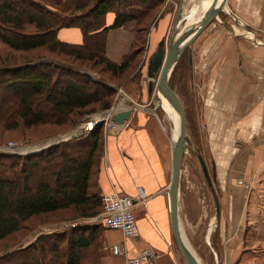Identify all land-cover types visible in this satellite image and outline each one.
<instances>
[{"label":"crops","instance_id":"crops-1","mask_svg":"<svg viewBox=\"0 0 264 264\" xmlns=\"http://www.w3.org/2000/svg\"><path fill=\"white\" fill-rule=\"evenodd\" d=\"M224 12L226 20L216 17V81L222 89L216 99L222 93L241 102L238 98L245 88L252 106L246 115H230L227 124L222 115L213 120L212 210L210 214L208 207L207 212L200 211L193 199L179 193V224L184 239H195L196 231L188 225L201 218L208 220L204 241L209 250L196 254L201 264H264V0H228ZM113 18L114 14L107 12L104 26H109ZM133 24L107 31L108 60L119 63L128 52L134 39ZM161 24L149 31V47L163 30L165 20ZM56 39L80 45L82 33L77 27L60 28ZM89 132L83 131L80 137ZM171 150V138L152 115L133 113L118 133L104 135L96 183L100 195L116 191L134 202L137 234L125 241L128 254L151 250L159 264H185L172 236L169 215ZM186 231L189 236H184ZM122 241L120 231L103 228L98 264H124L122 256L109 250V246Z\"/></svg>","mask_w":264,"mask_h":264},{"label":"trees","instance_id":"trees-1","mask_svg":"<svg viewBox=\"0 0 264 264\" xmlns=\"http://www.w3.org/2000/svg\"><path fill=\"white\" fill-rule=\"evenodd\" d=\"M163 2L0 0V44L14 52L42 49L72 61L90 62L117 77L129 68L134 51L125 54L120 63L108 60L107 31L134 21L135 41L141 32L136 26ZM107 12H112L114 18L109 26H104L103 17ZM67 27L80 29V45L56 39L57 30ZM71 65L37 59L0 67V93L13 96V103L0 109V127L16 130L49 122L75 125L81 114L93 110L95 104L100 109H108L115 85L100 83ZM41 105L53 113L51 118L39 109ZM67 146L74 149L69 150ZM100 149L101 130L96 126L86 136L49 146L39 153H0V240L20 232L27 221L39 215L68 208L78 211L79 217L98 214L101 201L96 176ZM42 164L47 168L41 167ZM100 233V228L93 225L39 235L24 250L38 252V259L32 255L19 264H54L53 259L59 257L62 260L56 264H98ZM49 254L51 258L46 259Z\"/></svg>","mask_w":264,"mask_h":264},{"label":"rangeland","instance_id":"rangeland-1","mask_svg":"<svg viewBox=\"0 0 264 264\" xmlns=\"http://www.w3.org/2000/svg\"><path fill=\"white\" fill-rule=\"evenodd\" d=\"M190 1L191 0H172L166 2L164 0L162 5L154 8L149 15L136 26L140 27L141 32L135 41L133 39L128 48V52L134 51V56L129 68L117 77H113L105 72L100 65L92 66L90 62L72 61L69 57L47 52L42 49L26 53L14 52L0 44V67L7 65L18 66L25 61L31 60V62H34L37 61V59H39V61L43 60V62L57 63L64 66L73 64L71 66L76 71L81 73L85 72L93 79L107 86L115 85L114 95L111 98V105L109 108L100 109L97 107L98 105L95 104L93 110L81 114L83 116L77 120L75 125H70L69 123L58 125L49 122L29 128L20 127L16 130H5L0 127V153H10L8 149L12 148L16 150L20 147H23L22 150L25 152L34 153V151L55 138H60L57 144L67 142L73 138L71 136L75 129L81 124L86 123L89 117L97 116L99 118L105 115L106 112L111 113L110 109L116 105H119L121 110L131 109V114L140 112L145 115H152L170 137V121L166 118V115L159 108L156 101L154 87L157 73L153 79H151V91H147L146 63L148 57L157 48V43L160 39L164 38L167 43L176 13L180 11L183 12L184 15L190 12V8L193 4L195 5V0L193 4ZM225 5L224 10L227 8L228 0H225ZM200 6L201 4H199L198 8ZM197 9L190 14L192 18L196 14ZM217 17L226 20L224 18L227 17V15L222 11ZM163 20H165L163 30L160 31L157 39L152 41L151 47H149V31L151 32V30L154 31L158 27H161V22H163ZM133 31L135 36V23L133 24ZM168 83L180 100L185 116L186 151L181 159L179 193L193 199L195 204H198L200 211L208 207V214H210L212 210L210 190L200 171L196 153L198 151L201 154L211 180L212 174L214 173L211 155L215 154L213 152V144L216 139L213 137V134H216V128L215 130L213 128V124H215L214 121L221 118L220 115H222L227 124L230 115H246L252 106L251 101H249L250 96L246 95L245 97V88H242L241 97L238 98L241 102H236V100H234L235 98H230L228 94H224L223 96L222 93V96L216 99V95H219V92L222 90L218 88V82L216 81V18H214L190 46L183 51L170 71ZM224 91L227 92L228 89L224 88ZM256 95H260L259 90ZM256 97H254V100ZM11 102L13 103L12 94L0 93V109L4 108L6 105L9 106ZM255 105L258 106L257 104H253V106ZM39 109L44 111L50 118L53 116V113L49 112L46 106L41 105ZM72 118L77 119L75 117ZM96 126L100 127L101 139L103 140L104 135L107 134L104 123L100 122ZM224 132L226 134L224 136L226 137L228 134L226 131ZM46 148L48 147L44 149ZM67 149H69L68 146ZM71 149L73 150L74 148ZM77 149L78 148L75 150ZM99 154L100 156L103 154L101 149ZM216 154H218V152H216ZM55 161L56 160H52L53 163H55ZM41 167L47 168V165L45 166V164H42ZM43 180L48 179L45 178ZM204 202H206L208 206H206ZM205 211L207 212L206 209ZM100 212L92 217H79L78 211L73 208H68L66 210L39 215L30 219L25 223L23 230L0 240V264H19L20 262L27 261L28 257L32 255H35V258L38 259V252H32L31 250L29 253H26L24 250L32 245L39 235L55 234L63 231L67 232L73 227L95 225L99 227L100 230L106 228L99 222ZM181 218L184 220L183 224L186 230L187 225L184 216H181ZM207 225L208 220L205 218H201L200 222L196 224L192 223V225H188V227L190 226L196 231L194 233L196 237L195 239L185 237V239L196 254L209 250L204 241V231ZM185 234L184 236H189L187 231ZM97 242L99 243L98 251L100 255V235ZM49 244L48 242L47 246ZM198 244L200 247L197 249ZM47 246L46 249L48 250ZM49 258H51V254L46 256V259ZM61 260L62 257L53 259L54 264Z\"/></svg>","mask_w":264,"mask_h":264},{"label":"water","instance_id":"water-1","mask_svg":"<svg viewBox=\"0 0 264 264\" xmlns=\"http://www.w3.org/2000/svg\"><path fill=\"white\" fill-rule=\"evenodd\" d=\"M224 6L225 0H212L209 6L203 11L198 22L186 28H183L182 30L176 29L181 15V12L178 11L172 23V29L169 34L167 43L165 42L164 38L160 39L157 43V48L148 57L146 63L147 91H151V79H153V77L157 73L154 87L155 92L160 93L161 96L166 100L168 105L176 113L178 120V134L172 141L171 176L168 185V199L172 236L185 264H199V262L197 261L191 250L188 248L180 231L178 215V194L181 159L182 155L186 151L185 116L180 100L168 83V78L170 71L172 70L179 57L182 55L183 51L190 46V44L196 39V37L214 18L217 17L220 12L224 11ZM130 115L131 109L129 108L115 111L111 114V120L114 123L121 125L129 119ZM82 133V128L78 126L71 137H80ZM59 140L60 138H55L47 143L45 147L55 145L59 142ZM45 147H43L39 151L43 150ZM22 148L23 147H20L16 150L10 148L8 149V151L10 153L20 155L30 154V152L20 150ZM196 159L206 185L209 188L210 193L214 196V191L207 171V167L201 154L198 151L196 153Z\"/></svg>","mask_w":264,"mask_h":264},{"label":"built area","instance_id":"built-area-1","mask_svg":"<svg viewBox=\"0 0 264 264\" xmlns=\"http://www.w3.org/2000/svg\"><path fill=\"white\" fill-rule=\"evenodd\" d=\"M119 109L121 110L120 106L116 105L110 109V112L120 111ZM111 113L106 112L99 118L97 116L89 117L88 121L81 124L80 127L83 131H90L98 123L103 122L106 133H118L125 122L121 125L114 123L111 120ZM140 199H142L141 195ZM100 201L99 222L108 229L120 231L124 240L109 246L111 253L122 256L124 264H159L156 260L157 255L151 250L140 249L134 254H128L125 241L134 238L137 234L133 200L126 194L112 191L101 194Z\"/></svg>","mask_w":264,"mask_h":264},{"label":"bare ground","instance_id":"bare-ground-1","mask_svg":"<svg viewBox=\"0 0 264 264\" xmlns=\"http://www.w3.org/2000/svg\"><path fill=\"white\" fill-rule=\"evenodd\" d=\"M195 1L194 0H191L190 1L192 4L195 2V5L193 4L192 7L190 8V12H187L184 15H183V12H181L180 19H179V21L177 23V26H176V29L177 30H182L183 28H186V27H188L190 25H193V24L197 23L198 20H199V18H200V16L203 13V11L209 6V4L211 3L212 0H195ZM199 4H201V6L198 8ZM196 9H197V12L194 15V17L192 18V16L190 14L193 11H195ZM146 82H147V78H146ZM155 96H156V101H157V104H158L159 108L164 112V114L166 115V118L170 121V124H171V136L170 137L172 138V140H174L175 137L178 134V120H177V115L174 112V110L168 105V103L166 102V100L161 96L160 93L155 92ZM211 223H212V226H213V220L212 219L210 221V224ZM209 230L210 229L208 227L207 232H209ZM207 236H208V234H207ZM187 246H188V244H187ZM188 248L191 250V252L194 254L195 258L197 259V255L193 251V248H191V247H188ZM197 261H198V259H197ZM199 264H201V263L199 262Z\"/></svg>","mask_w":264,"mask_h":264}]
</instances>
